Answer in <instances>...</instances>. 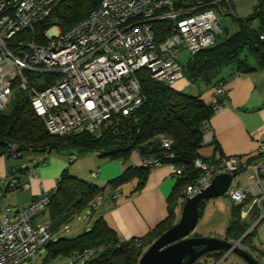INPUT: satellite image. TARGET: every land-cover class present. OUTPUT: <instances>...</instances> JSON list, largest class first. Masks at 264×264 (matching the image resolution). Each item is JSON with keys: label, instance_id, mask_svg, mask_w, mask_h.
<instances>
[{"label": "built area", "instance_id": "obj_1", "mask_svg": "<svg viewBox=\"0 0 264 264\" xmlns=\"http://www.w3.org/2000/svg\"><path fill=\"white\" fill-rule=\"evenodd\" d=\"M65 1L69 0H0V110L9 105L15 91H25L48 132L63 137L83 132L98 134L116 127L119 118L131 117L145 101L138 76L141 69L167 84L183 78L187 70L179 61L182 49L194 56L212 46L223 31L219 13L224 15L226 11L222 4L230 2L102 0L69 29L53 23L44 31V41L37 42V25ZM155 21L168 25L157 30ZM259 37L264 40V31ZM212 89L214 108L222 109L227 105L228 88L219 80ZM209 130L205 127L206 132ZM258 135L256 160L244 162L239 155L215 161L196 159L194 166L201 173L185 189L187 197L207 188L218 174L234 176L226 195L241 207V219L248 227L239 239L228 240L242 248L243 239L264 220V132ZM159 139L164 147H170L171 139L164 135ZM6 152L13 157L21 154L15 143ZM135 152L139 165H161L158 158ZM77 158L78 153L72 151L70 161ZM170 167L176 179L183 176L182 164ZM244 170L251 171V180L241 187L237 176ZM20 174L16 171L8 176L7 188L0 187V199L7 189L18 187ZM91 175L97 177L99 171ZM30 186L29 182L23 185ZM50 195L43 190L22 209L12 205L0 208V264H21L52 239L50 218L34 221L47 208ZM122 196L121 190L110 195L114 200ZM103 198L104 193L98 194L93 209L100 206ZM135 242L139 243L140 238L136 237ZM101 252L102 247L87 248L69 257L68 264L89 261ZM230 252L223 254L218 264Z\"/></svg>", "mask_w": 264, "mask_h": 264}, {"label": "trees", "instance_id": "obj_2", "mask_svg": "<svg viewBox=\"0 0 264 264\" xmlns=\"http://www.w3.org/2000/svg\"><path fill=\"white\" fill-rule=\"evenodd\" d=\"M101 2L102 0L62 2L47 20L37 25L35 40L39 43L43 42L44 31L53 23L59 24L64 30L71 28ZM263 7L264 3L261 2L252 16L240 18V30L221 41L217 39L212 46L196 53L186 66L189 76L193 80L202 79L207 84H213L217 75L227 66L235 65L238 71L243 72L264 66V40L259 37L264 27L257 29L248 24V21L256 16L264 20ZM167 25V22H154L157 30ZM249 56L255 59V66L250 62ZM138 76L145 96L144 103L131 117L119 118L116 127L98 134L83 132L70 137L50 134L43 119L33 109L28 94L22 90L15 91L11 111L0 110V155L6 152L11 143H15L21 152L17 157H22L25 152L50 154L53 151L70 150L76 151L79 156L82 152L96 151L103 157L119 159L126 163L132 152L137 151L142 155L158 158L161 165L182 164L185 167L183 176L177 177L169 196L167 218L149 234L143 237L137 236L140 238L139 243L135 242L136 237L122 240L118 233L108 226L103 216H99L89 229L75 237L50 239L45 244L47 255L44 264L60 255L68 257L69 260V257L87 248L97 247H102L98 257L82 263L79 261V264H138L143 253L154 240L176 222V206L179 205L180 199L184 201L186 198V187L201 173L194 166L196 159L216 160L215 153L211 157L201 153L206 145L205 127L210 126L211 118L216 112L213 102L205 101L200 95L177 90L172 84L158 82L151 78L146 69L139 70ZM219 80L225 83L223 79ZM160 135L171 139L170 147L162 145ZM211 144L215 146V151L220 149L215 141ZM221 157L223 156L219 158ZM254 160L256 159L251 157L247 162ZM150 170L151 168L141 165L126 166L124 171L109 180L108 184L112 187H120L137 179L136 190H138L144 187ZM104 191V187L74 176L66 168L59 177L55 189L50 193V202L46 211L51 223H62L87 208L93 209L96 197ZM203 204L204 202L200 205V215ZM247 227L248 223L241 219V207L234 205L233 219L227 228L225 238L239 239L246 232ZM253 231L243 239L244 244H249ZM213 253L215 256L209 253L198 259L195 264H208L204 257L209 256H213L217 262L224 254L223 251Z\"/></svg>", "mask_w": 264, "mask_h": 264}, {"label": "crops", "instance_id": "obj_3", "mask_svg": "<svg viewBox=\"0 0 264 264\" xmlns=\"http://www.w3.org/2000/svg\"><path fill=\"white\" fill-rule=\"evenodd\" d=\"M261 2L264 3V0H250L249 5L253 8V12L245 17L242 16V19L252 16L257 5ZM222 7L226 11L225 16L227 12L232 10L233 13L231 14L239 17L238 13H248V10L245 11L244 9H248L249 6L244 5L242 0H230L229 4L223 3ZM219 15L221 16L220 13ZM240 18H237L239 20L238 30L241 28ZM248 24L259 29L264 27V20L256 16L249 20ZM222 29L220 35L226 31V28L222 27ZM231 34L233 33L228 32L226 37ZM249 58L255 66V59L251 56ZM219 79H223L228 88L227 105L216 110L211 118L210 130L206 132L204 138L205 143L211 145L212 153H215L216 159L228 155H239L244 162H247L251 157L257 159L258 134L264 132V66L257 67L253 71L243 72L238 71L235 65H230L221 70L214 82ZM212 85L211 83L208 84L205 91L199 94L202 99L210 103L213 101ZM213 141L219 145V150L215 151V146L211 144ZM57 152L60 156L58 158H61L59 162L56 161L57 155L54 154V151L50 154L25 152L22 157L10 156L7 152L0 155L1 188H7L8 176L11 173L21 172L18 187L7 189L1 197L0 208L2 210L6 205H12L15 209H22L33 199L39 197L43 190L51 193L55 189L58 176H61L62 172L69 167V163L75 161L69 159L72 151L61 150ZM26 153L29 154L28 157H26ZM50 157L53 163L48 161ZM114 160L118 159L109 158L99 161L98 168L92 170L99 171L97 177L91 175L95 181L92 182L87 177L84 178L105 188L104 198L98 207V217L103 216L108 226L115 230L122 240H129L137 236L143 237L167 218L169 196L176 184V179H174L170 165L162 164L151 168L146 183L141 189L136 190L137 179L120 187H112L108 184L109 180L119 176L126 166H138L139 155L134 151L126 163L122 162L121 165L112 168L110 163ZM23 165L26 166L25 170L22 169ZM248 172L251 171L240 172L239 177ZM27 182L31 186L24 188L23 185ZM108 186H110L109 189ZM117 189L122 191L123 196L114 200L110 195ZM3 203L6 204L3 205ZM178 215L179 206L176 208V219L179 218ZM44 218H50L46 209L34 221L40 222ZM80 262L82 263V261Z\"/></svg>", "mask_w": 264, "mask_h": 264}, {"label": "rangeland", "instance_id": "obj_4", "mask_svg": "<svg viewBox=\"0 0 264 264\" xmlns=\"http://www.w3.org/2000/svg\"><path fill=\"white\" fill-rule=\"evenodd\" d=\"M244 5L248 7V9H244L245 11L248 10V13H238L239 17H237L234 14H231V12H227L226 16L221 15V25L223 28H226V31L223 32L220 36H218V41L223 40L227 33H234L236 30L239 29V20L237 18H242L250 15L253 12V8L250 7V0H242ZM193 58L190 51L183 48L180 56L179 61L183 66H187L189 61ZM207 82L199 79V80H193L190 76L188 71H185V76L177 81H175L172 86L177 89L181 90L185 93L191 94V95H199L201 92L205 91L207 87ZM14 96L10 97L9 105L5 108L6 112L11 111L13 106ZM212 147L211 145H205L201 153L204 156H211L212 153ZM59 152L54 151V154L57 155L56 161L59 162L61 158ZM54 155V156H55ZM29 154L26 153V157H28ZM105 158V159H104ZM109 159L108 157H103L100 152L96 151H87L82 152L78 158L72 162L69 163V173L78 176L80 178L87 177L92 182L95 181V178L91 177L92 170H96L99 165V161H103ZM65 160V159H63ZM48 161H51L53 163L52 158L50 157ZM112 163V164H111ZM110 163V167L116 168L118 165H121V160H114ZM108 165V164H107ZM102 169V168H101ZM60 177V176H58ZM251 172L246 173L244 176L239 177L237 176V180L239 182V186L245 187L251 180ZM55 178H57L55 176ZM176 179V177H174ZM110 186H108V189ZM186 198L184 199V201ZM183 199L179 202V218L181 216L182 208L184 205ZM6 203H3V205ZM234 202L231 200L230 196L228 195H222L215 198H210L204 201V204L202 205V214L200 215L198 224L195 228V230L190 234V236H194L195 234H201L202 236L206 237H219V238H225L226 237V231L233 219V209H234ZM176 206V208L178 207ZM40 215V214H39ZM98 217V208L96 210H93L91 208L85 209L83 212L75 215L68 221H63L62 223L59 222H53L51 223V229L53 230V239L56 240L60 237H75L79 235L80 233L84 232L85 230L89 229L92 225L94 220ZM177 217L176 221L179 219ZM57 224V225H56ZM249 245H245V248L250 254H252L256 260L260 264H264V220L258 225V227L253 231L252 235L249 238L248 241ZM47 255V249L45 246H42L31 258L27 259L26 261L22 262L21 264H44L45 263V257ZM68 260V257L64 255H60L56 258L51 259L46 264H66ZM209 264H215V259L212 258L210 261H208ZM221 264H248L242 257L235 254L234 252L228 253L226 259H224Z\"/></svg>", "mask_w": 264, "mask_h": 264}, {"label": "water", "instance_id": "obj_5", "mask_svg": "<svg viewBox=\"0 0 264 264\" xmlns=\"http://www.w3.org/2000/svg\"><path fill=\"white\" fill-rule=\"evenodd\" d=\"M233 177L232 174H218L207 188L188 195L178 221L154 240L138 264H195L203 256L220 251L225 252L224 255L229 251L234 252L248 264H260L250 252L227 238L190 236L198 224L201 203L225 195Z\"/></svg>", "mask_w": 264, "mask_h": 264}, {"label": "flooded vegetation", "instance_id": "obj_6", "mask_svg": "<svg viewBox=\"0 0 264 264\" xmlns=\"http://www.w3.org/2000/svg\"><path fill=\"white\" fill-rule=\"evenodd\" d=\"M245 245H247V244H242V246H243L244 249H246V248H245ZM248 245H249V244H248ZM211 254H212L213 256H215V255H214L215 253H211ZM213 256L204 257V259H206L207 261H210L212 258H214ZM208 264H209V262H208Z\"/></svg>", "mask_w": 264, "mask_h": 264}]
</instances>
